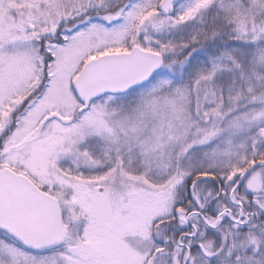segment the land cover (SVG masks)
I'll return each instance as SVG.
<instances>
[{
    "label": "snow or ice",
    "instance_id": "snow-or-ice-1",
    "mask_svg": "<svg viewBox=\"0 0 264 264\" xmlns=\"http://www.w3.org/2000/svg\"><path fill=\"white\" fill-rule=\"evenodd\" d=\"M0 264H264V0H0Z\"/></svg>",
    "mask_w": 264,
    "mask_h": 264
}]
</instances>
